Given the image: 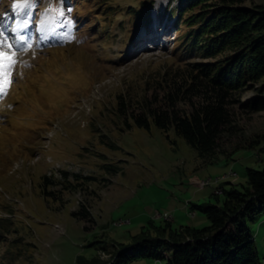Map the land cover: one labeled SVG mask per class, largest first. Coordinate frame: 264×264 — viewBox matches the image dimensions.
<instances>
[{"label": "rangeland", "instance_id": "1", "mask_svg": "<svg viewBox=\"0 0 264 264\" xmlns=\"http://www.w3.org/2000/svg\"><path fill=\"white\" fill-rule=\"evenodd\" d=\"M12 4L0 0V24L26 18ZM61 6L63 16L39 24L46 8ZM223 8L259 35L251 28L264 0ZM177 14L178 0H39L33 47L20 54L29 66L16 67L0 96V264H111L123 246L207 226L193 206L220 205L226 190L246 186V169L264 167V112L234 107L239 133L207 160L173 131L128 130L115 116L119 96L136 104L168 70L229 55L228 47L212 59L182 53L191 30ZM253 73L236 89L241 105L264 99V65ZM45 178L53 184L43 191ZM80 208L92 221L72 217ZM247 224L264 264V213Z\"/></svg>", "mask_w": 264, "mask_h": 264}, {"label": "trees", "instance_id": "2", "mask_svg": "<svg viewBox=\"0 0 264 264\" xmlns=\"http://www.w3.org/2000/svg\"><path fill=\"white\" fill-rule=\"evenodd\" d=\"M206 1L211 0H178L179 20L191 30L182 53L195 51L197 58L212 59L229 48V55L218 65L200 63L168 70L151 84L150 95L136 104L119 96L115 114L128 130L134 125L146 131L151 126L165 133L173 131L203 160L222 154L224 139L239 133L234 107L239 105L250 114L264 112V99L241 105L236 93L240 85L255 77V69L264 65V14L251 28L259 33L253 37L243 29L241 17L223 8L241 0H218L210 4V9ZM256 145L252 142L248 147ZM61 174L65 179L78 178L67 172ZM246 177V186L226 190L220 205L193 206L205 216L207 226L186 227L181 237L146 238L123 246L111 264H131L142 259L165 264H262L247 223L264 213L257 207L264 203V167L246 169ZM52 184L45 178L43 191ZM44 195L58 199L55 192ZM72 217L92 221L84 208L73 212Z\"/></svg>", "mask_w": 264, "mask_h": 264}, {"label": "snow or ice", "instance_id": "3", "mask_svg": "<svg viewBox=\"0 0 264 264\" xmlns=\"http://www.w3.org/2000/svg\"><path fill=\"white\" fill-rule=\"evenodd\" d=\"M39 6V0H15L12 5L14 11L24 15L26 18L14 23L11 26L0 24V96H5L10 91V88L15 80V69L22 64L28 67L26 61L21 59L20 54L30 51L33 47L31 37L25 33V30L30 27L35 21L33 19V9ZM71 12V9L67 10ZM49 13H56L58 16L64 15L63 7L46 8L44 13L40 14L39 24L43 25L48 18ZM72 24V21H68ZM41 28L38 26L37 31ZM47 39L45 35L43 37Z\"/></svg>", "mask_w": 264, "mask_h": 264}, {"label": "bare ground", "instance_id": "4", "mask_svg": "<svg viewBox=\"0 0 264 264\" xmlns=\"http://www.w3.org/2000/svg\"><path fill=\"white\" fill-rule=\"evenodd\" d=\"M15 2V0H13V3ZM13 5V4H12Z\"/></svg>", "mask_w": 264, "mask_h": 264}]
</instances>
